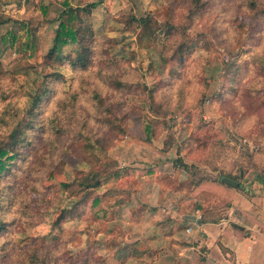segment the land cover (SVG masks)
<instances>
[{"label": "rangeland", "instance_id": "1", "mask_svg": "<svg viewBox=\"0 0 264 264\" xmlns=\"http://www.w3.org/2000/svg\"><path fill=\"white\" fill-rule=\"evenodd\" d=\"M99 1L0 0V264H176L185 216L225 206L196 179L264 177V0H102L88 66L52 61L63 3Z\"/></svg>", "mask_w": 264, "mask_h": 264}, {"label": "crops", "instance_id": "2", "mask_svg": "<svg viewBox=\"0 0 264 264\" xmlns=\"http://www.w3.org/2000/svg\"><path fill=\"white\" fill-rule=\"evenodd\" d=\"M218 179L195 187V199L216 190L225 206H196V215L185 216L190 227L175 238L176 264H264V177L257 175L249 193Z\"/></svg>", "mask_w": 264, "mask_h": 264}, {"label": "trees", "instance_id": "3", "mask_svg": "<svg viewBox=\"0 0 264 264\" xmlns=\"http://www.w3.org/2000/svg\"><path fill=\"white\" fill-rule=\"evenodd\" d=\"M101 2L102 0L96 3L89 4L85 7H79V8H73L68 3H63V6L65 7V9L59 14L57 18L59 25L56 31L55 39L53 41V46L49 51V58L52 61L59 62L61 64L67 61L70 64V66L74 69L86 68L88 66V64L90 63V49L87 46V41H88L87 39H88L90 30L89 28L85 29L86 32L88 33L87 34L83 32L80 28H77L76 25L78 21L82 22L81 18H82L83 13L89 14ZM192 5H193V10L195 13L200 12L206 6L203 0H193ZM261 5L263 8L259 13L264 15V3H262ZM248 6L251 10L257 11V7L260 6V3L258 0H252L248 4ZM256 15H257V12H256ZM148 22L149 21L146 18H135L134 17L132 18V21L130 22L129 25L137 24L139 27L140 26L142 27V26H146ZM0 25H4V22L0 21ZM1 40H2L1 44L7 41L5 38L4 39L1 38ZM72 45L76 46L73 53L65 54L64 52L65 49ZM38 100L39 98H35L34 102L37 103ZM8 149L9 148H7L6 146L0 145V172H2L8 164L7 160H4V158L7 157V155L10 153ZM16 155L17 153L14 152V154L8 157L7 159L13 160L16 157ZM181 167L188 169V166H186L185 164L184 166L181 165ZM220 172L221 171H219V173ZM241 177H242V172H241ZM260 177L263 178V176H260ZM260 177L258 176V179H260ZM225 179H230L232 181L237 182L238 184L237 188L242 186L240 182L237 181V179H235L234 177H231L229 174H226V175L221 174L217 181L224 185H229L224 181ZM205 181H211V180L205 179V178L204 179L199 178V179H196L195 182H193V186L198 187L201 183ZM81 185L84 187V189H86L87 192H90L91 190L96 189L97 187L100 186V180H98V175L95 173L89 174L88 176L83 178Z\"/></svg>", "mask_w": 264, "mask_h": 264}, {"label": "water", "instance_id": "4", "mask_svg": "<svg viewBox=\"0 0 264 264\" xmlns=\"http://www.w3.org/2000/svg\"><path fill=\"white\" fill-rule=\"evenodd\" d=\"M227 184H229L230 186H233V187H237V182H235V181H232V180H230V179H225L224 180Z\"/></svg>", "mask_w": 264, "mask_h": 264}]
</instances>
